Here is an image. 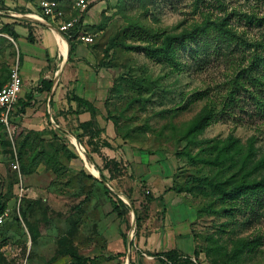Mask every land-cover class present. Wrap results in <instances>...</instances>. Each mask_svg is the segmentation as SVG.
<instances>
[{
	"label": "rangeland",
	"instance_id": "374dc122",
	"mask_svg": "<svg viewBox=\"0 0 264 264\" xmlns=\"http://www.w3.org/2000/svg\"><path fill=\"white\" fill-rule=\"evenodd\" d=\"M40 1L0 0V22L24 21L13 17L17 14L41 17ZM56 1L66 12V22L85 19L94 9L88 19L94 26L81 27L84 35L94 38L89 44L92 56L79 59L77 65L66 61L64 72V60H58L34 84L24 82L22 99L13 107L8 123L0 122V202L9 211L0 227V264H75L70 256L59 254L65 242L84 255L106 258L107 264H129L127 256L136 258V244L145 234L141 221L165 215L167 199H161L165 190L174 191L195 217L193 261L177 255V264H264V191L251 198L250 207L248 200H242L231 210L230 203L220 201L209 187L204 188L206 195L179 194L173 189L189 177H209L220 184L242 175L264 180V110H258L247 86L237 91L233 103H227L251 56L256 51L264 56V0H96L87 12L77 8L78 0ZM205 15L214 21L227 15L246 43H232L230 49L231 43L215 39L213 33L198 43L187 42L178 52L184 67L178 72L143 49L162 42L155 34L192 30L203 24ZM18 49L0 37V88L16 65L22 70ZM203 53L210 55L209 60ZM69 65L73 74L97 73L107 89L99 123L103 133L93 144L78 131L67 109L61 111L66 114L61 118L48 110V94L31 97L29 103L23 99L38 89L46 75L54 81L61 73L59 83H64ZM196 93L203 98L195 101ZM207 106L217 108L215 119L194 143L178 140ZM230 136L237 140L236 157L246 160L245 167L208 163L215 142ZM101 172L108 180L109 194ZM117 198L127 205H119L122 216L112 204V199L119 203ZM254 239V251L236 254L241 240ZM138 254L143 257L142 252Z\"/></svg>",
	"mask_w": 264,
	"mask_h": 264
},
{
	"label": "crops",
	"instance_id": "0c3cea01",
	"mask_svg": "<svg viewBox=\"0 0 264 264\" xmlns=\"http://www.w3.org/2000/svg\"><path fill=\"white\" fill-rule=\"evenodd\" d=\"M93 10L94 9L88 13L90 18H92L91 12ZM9 13L14 12L9 11ZM0 14L3 15V13ZM31 14L32 13H27L25 15L17 14L18 16L13 15V17L23 19L24 21L11 18L8 19V22L6 21L5 24L0 22V37H5L8 40H11L17 46V48H19L18 52L23 64L21 70L23 91L24 82L26 85L29 83L34 84L38 81L41 74L45 72V68L50 71L49 67H54V65L58 63V60H64L62 66V72H64L65 65L67 64L66 61L69 63L75 61L74 65H77L80 63L79 59L83 57L89 59L92 56V53L89 50V44H85L83 42L75 44L74 51L71 53L69 41L65 35L58 31V25L56 23L49 25L48 23L39 22L36 20H26L23 18V16L35 18L34 15ZM89 17H86L83 22V27L86 30L91 29L90 26H94V24H91L93 20L91 22L88 21ZM5 26L8 30H5ZM62 40L65 41L68 46V52L66 56L62 52ZM70 65L64 73V79L62 78L64 83H59L61 73L59 74V77H56L58 80L55 87L54 83L56 82V79L51 81L50 77L46 75L43 77L45 79L43 81L53 82L51 91H43V85L41 81L40 86H36L38 89L35 91L30 90L23 96V99L29 103L30 97L38 99L36 95L44 96L45 94H48V110L50 111L52 109L53 113L61 118L66 116L65 113L60 114L61 111H65V109H67L68 112L73 114L78 131H81L79 129L80 124L91 121L92 114L85 109H79L78 104L73 100V97L77 96L81 99L87 100L94 106L98 112L96 121L99 124L100 118H102L103 108L106 106L104 101V93H106L107 89L104 88L105 85L101 82L102 80L99 78L97 73L91 74L80 72L78 74V72H75L73 74L69 72L72 71ZM28 93L32 94V96H28ZM21 95L19 100L22 99ZM41 99L42 98H39V100ZM31 102L35 103V100ZM170 190H172V188ZM165 192V194L163 193V198H161L162 200H164V198L167 199V201L164 202L165 215L160 219L153 216L152 219H148L146 222L143 220L141 221L142 225L145 224V234L144 236L142 234L140 235V240L136 244V258L131 257L129 262V255L127 256L129 264H133L137 261H139V264H172V261L163 255L170 252L175 254L177 252L179 259L187 258L192 260V256L196 252L195 235L192 232L193 230H191V225L194 224L195 217L188 212L189 207L180 197L177 196V194H175L174 191L168 192V190H165ZM185 209H187V212H185ZM155 211H153L154 215ZM146 251L148 252L146 253ZM138 252H142L143 257H141ZM81 255L92 259V264L108 263L106 258L103 259L104 257L98 259L94 255L87 256L82 253Z\"/></svg>",
	"mask_w": 264,
	"mask_h": 264
},
{
	"label": "trees",
	"instance_id": "16d2710c",
	"mask_svg": "<svg viewBox=\"0 0 264 264\" xmlns=\"http://www.w3.org/2000/svg\"><path fill=\"white\" fill-rule=\"evenodd\" d=\"M219 2H222V0H218ZM3 2V1H1ZM92 7V6H91ZM84 19L81 18L79 23V28L83 26ZM213 33L215 35V39H218L222 42L228 41L229 48L231 47L232 43H246L243 42L241 39V35L238 33V31L230 26V22L228 20V16L220 18L219 20H212L210 15H205V20L203 24L194 25L192 26V30H185L181 34L172 35V34H155L157 38H163L162 42L155 41V44H152L150 46H145L143 49L146 51V53L151 56L152 58H155L159 60L162 63L169 64L170 67H172L174 72H178L179 70H182L184 67L182 65L181 60L178 58V52L180 47H184L187 42H195L198 43L200 41V38L202 36H206ZM72 37L68 38L69 44L71 46V53L74 51V45L77 43L82 42L78 39V31L77 29L75 31H72ZM161 40V39H160ZM64 47H66V42L63 41ZM239 44H236L235 47L237 48ZM256 48L258 45H254ZM260 46V45H259ZM264 46V45H263ZM126 49H129L128 46H126ZM139 50V48H137ZM231 49V48H230ZM218 52L221 53V50L216 49ZM109 50L106 52V56H108ZM199 53V52H198ZM204 54V53H203ZM196 59L197 54L196 51L193 54ZM224 55V54H223ZM209 54L205 55L204 59L209 60ZM244 58V57H243ZM245 60V58H244ZM248 66L242 70L241 73H239L237 79L235 80V83L232 88V92H230V101L227 102L229 105L235 101V95L237 91L241 92V88L247 86L248 89L251 90L250 94L253 96V100L257 103L258 110H264V56L262 54H259L258 51H256L251 58L248 61ZM204 63V62H203ZM263 69V70H262ZM43 91L50 92L53 86V82L50 81H43L42 82ZM198 94L195 99L197 98H203L200 93ZM32 99L31 97L29 98ZM73 100L77 102L79 109H85L89 113L92 114V120L86 123H81L79 129L82 131V136L90 138L89 143L93 144L94 139L99 140L100 135L103 133V130L99 128V124L96 121V116L98 114L97 110L94 108V106L87 100L81 99L77 96L73 97ZM20 101V100H19ZM18 101V102H19ZM24 103V102H22ZM226 103V104H227ZM212 104H215L212 102ZM24 106H29L28 103H24ZM179 106V105H178ZM206 107L199 116H197L195 119H193L188 126H186L183 131L181 132V138L178 140H186L188 144L194 143L197 135L201 133L207 125H209L213 119H215L217 112L216 107ZM178 110H173L174 112ZM261 112V111H260ZM263 113V112H261ZM259 114V113H258ZM1 126V125H0ZM175 129V127L172 125L170 128ZM214 147V153L212 154L211 161L208 163H211L212 165H224L227 162H231L232 164L241 165L242 167H245L246 160L242 159L239 160L236 157V154L238 152L237 150V140L232 138V136L228 137L225 141L218 140L215 142ZM99 148H97L98 150ZM190 155V153L188 152ZM71 156L74 158L76 157L74 154H71ZM110 166V164H107ZM30 170H27L26 173H28ZM102 177L104 179V182H108L106 176L101 172ZM211 188L212 191L216 194H218V199L222 201L223 203H230L229 209L233 210L235 206L239 205L240 202L243 200H248V206L250 207V202L252 199H256V195L258 193L264 191V180H251L246 175H242L237 181L235 178H232V180L228 184H220L218 182H213L212 180L207 178H199V177H189L186 181V183L182 186H176L173 188L176 190L177 193L182 194L186 192H195V193H202L203 195L207 194V190L204 188ZM106 193H110V189L105 186ZM256 196V197H255ZM253 197V198H252ZM252 198V199H251ZM119 203H117L115 200L112 199V204L114 206L115 211H117L119 216L124 215L123 212H121L119 205H122L123 207L127 208V205L120 199L117 198ZM6 211V205L3 202H0V216L3 215ZM141 219L138 217L137 222H139ZM66 240V239H65ZM64 240V241H65ZM63 241V242H64ZM61 242V245L62 243ZM70 244V243H69ZM65 250L60 251L59 254L70 256L75 264H92L93 260L81 255L79 253V250L72 246L69 248V245L65 242L64 244ZM257 248V240H241L238 245L235 247V252L237 253H244V252H252ZM124 254H119L118 257H123ZM166 256L169 258L170 261H172V264H177V254L170 252L167 253ZM187 264H195L193 262H186Z\"/></svg>",
	"mask_w": 264,
	"mask_h": 264
},
{
	"label": "built area",
	"instance_id": "2783aa9c",
	"mask_svg": "<svg viewBox=\"0 0 264 264\" xmlns=\"http://www.w3.org/2000/svg\"><path fill=\"white\" fill-rule=\"evenodd\" d=\"M96 0H78L77 8L81 12H87ZM39 8L41 10V17L34 16L38 20L49 25L55 22L62 21L58 25V31L65 35L66 38L72 37V31L77 29L78 39L85 44H91L94 42V38L91 35H84L79 28L81 17L72 18L70 21H63L66 18V12L56 0H42L39 2ZM50 20V21H49ZM52 26V25H51ZM54 27V26H53ZM23 91V79L20 68L16 65L10 75L8 83L0 88V122L8 123L9 115L13 107L17 104L20 95ZM17 166H15V169ZM9 216V211H6L0 216V227L4 223L6 217Z\"/></svg>",
	"mask_w": 264,
	"mask_h": 264
},
{
	"label": "water",
	"instance_id": "95a60500",
	"mask_svg": "<svg viewBox=\"0 0 264 264\" xmlns=\"http://www.w3.org/2000/svg\"><path fill=\"white\" fill-rule=\"evenodd\" d=\"M24 19H26V20H36V21H39V22H41L40 20H38L37 18H32V17H29V16H26V17H24ZM57 80H58V78L56 79V82L54 83V87H55V85L57 84ZM80 144V143H79ZM80 147L81 148H83V146L80 144ZM101 176V175H100ZM105 185L109 188V185L107 184V183H105ZM130 260H131V257H130V255H129V262H130Z\"/></svg>",
	"mask_w": 264,
	"mask_h": 264
},
{
	"label": "bare ground",
	"instance_id": "6f19581e",
	"mask_svg": "<svg viewBox=\"0 0 264 264\" xmlns=\"http://www.w3.org/2000/svg\"><path fill=\"white\" fill-rule=\"evenodd\" d=\"M61 46H62V52H63V54L66 56L67 54H65V47H64L63 42H61ZM75 140H76V139H75ZM75 140H74V143H75V145L77 146V148H79L80 150H82V152L84 153L85 150H84L83 148H81L79 142H78L77 140H76V141H75Z\"/></svg>",
	"mask_w": 264,
	"mask_h": 264
}]
</instances>
